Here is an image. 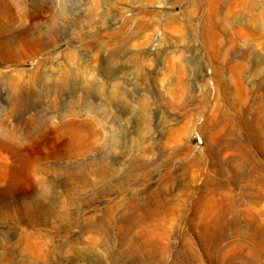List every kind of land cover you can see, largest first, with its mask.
Segmentation results:
<instances>
[{
  "label": "rangeland",
  "instance_id": "374dc122",
  "mask_svg": "<svg viewBox=\"0 0 264 264\" xmlns=\"http://www.w3.org/2000/svg\"><path fill=\"white\" fill-rule=\"evenodd\" d=\"M250 23L240 0H0V264H264V139L224 117L225 81L264 96Z\"/></svg>",
  "mask_w": 264,
  "mask_h": 264
},
{
  "label": "bare ground",
  "instance_id": "6f19581e",
  "mask_svg": "<svg viewBox=\"0 0 264 264\" xmlns=\"http://www.w3.org/2000/svg\"><path fill=\"white\" fill-rule=\"evenodd\" d=\"M245 8V15L249 17V31L255 42L264 49V0H240ZM258 6V7H257ZM254 42V44H256ZM256 75L264 85V62ZM237 78V79H236ZM234 83L230 79L224 82L226 88L225 102L227 111L224 117L244 123L248 131L258 139H264V96L261 95L259 85L252 84L248 78L236 77ZM234 148L239 151L247 150L249 144L243 142H229L225 148Z\"/></svg>",
  "mask_w": 264,
  "mask_h": 264
}]
</instances>
